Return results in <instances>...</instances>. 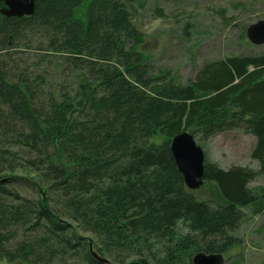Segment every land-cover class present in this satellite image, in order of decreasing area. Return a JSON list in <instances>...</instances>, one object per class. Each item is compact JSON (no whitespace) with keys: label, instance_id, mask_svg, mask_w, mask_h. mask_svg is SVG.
<instances>
[{"label":"trees","instance_id":"obj_1","mask_svg":"<svg viewBox=\"0 0 264 264\" xmlns=\"http://www.w3.org/2000/svg\"><path fill=\"white\" fill-rule=\"evenodd\" d=\"M134 4L34 0L31 16L0 15V264H192L238 246L245 210L263 213L250 184L264 176V54L183 84L139 50ZM181 132L202 149L249 135L259 169L204 160L216 202L197 201L170 151Z\"/></svg>","mask_w":264,"mask_h":264},{"label":"rangeland","instance_id":"obj_2","mask_svg":"<svg viewBox=\"0 0 264 264\" xmlns=\"http://www.w3.org/2000/svg\"><path fill=\"white\" fill-rule=\"evenodd\" d=\"M134 5V23L144 36L139 50L154 71L176 73L183 84L205 64L233 55L264 54V44L254 46L242 39L250 25L264 20V0H135ZM253 145V137L231 132L211 139L203 151L205 160L223 169L242 166L257 171L258 163L251 158ZM250 187L264 188V176H257ZM216 190L213 183H206L192 195L214 203ZM233 234L239 244L222 256L223 264L236 260L264 264V211L251 215L245 210V219Z\"/></svg>","mask_w":264,"mask_h":264},{"label":"water","instance_id":"obj_3","mask_svg":"<svg viewBox=\"0 0 264 264\" xmlns=\"http://www.w3.org/2000/svg\"><path fill=\"white\" fill-rule=\"evenodd\" d=\"M33 12L34 0H0V15L5 18L27 17L31 16ZM245 35L250 44L263 45L264 20L250 25L246 29ZM170 151L175 165L183 177L185 187L190 191L200 189L204 184L205 154L193 136L187 132H181L174 136L170 140ZM191 262L192 264H223V258L220 254L197 253Z\"/></svg>","mask_w":264,"mask_h":264}]
</instances>
